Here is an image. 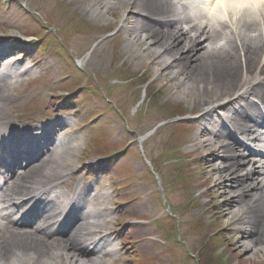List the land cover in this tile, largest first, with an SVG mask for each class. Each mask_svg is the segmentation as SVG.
Masks as SVG:
<instances>
[{
  "label": "rangeland",
  "instance_id": "374dc122",
  "mask_svg": "<svg viewBox=\"0 0 264 264\" xmlns=\"http://www.w3.org/2000/svg\"><path fill=\"white\" fill-rule=\"evenodd\" d=\"M83 3L0 0V38L12 37L19 45L23 40L20 34L37 37L36 41L27 40V47L32 41L33 49L28 51L38 66L22 80L35 77L33 84L40 88L34 96L12 98L18 107L8 110L6 117L23 123L44 120L56 96L75 112V117L62 118L72 120L63 130L64 139L81 144L69 156L48 163L54 169L45 173L59 174L75 166L82 170V163L99 158L109 161L105 182L111 181L107 186L112 188L111 196L105 204L106 213L95 218L101 228L95 237L105 241L103 236L111 233L117 246L122 243L115 264H248L245 258L250 255L241 256L239 249L228 248L217 222L204 208L207 200L203 195L196 198L206 189L196 190L208 173L200 168V159L189 154L192 136L197 133L194 126L187 122L160 126L143 142V154L139 150V136L169 116L196 114L204 108L201 101L205 96L184 99L176 89L167 88L168 80L149 74L141 60L126 61L125 52L134 45L124 48L121 37L112 33L122 11L110 10V16L96 21L81 9ZM140 49L143 53V47ZM29 65L26 61L25 67ZM27 85L15 84L14 94L25 95ZM176 134L183 139L174 151ZM66 149L61 148L59 153ZM152 161L154 170L160 173L159 180L153 175ZM93 179V175L87 177L83 187L96 186ZM72 187L68 184L64 189L70 191ZM94 203L99 206V201L93 200L90 207L95 208ZM229 221L224 219L226 224ZM247 228L245 225L242 231ZM240 238L237 235L235 240L241 245L248 242ZM258 255L254 258L263 257L259 261L264 264V255ZM111 260L106 256L99 264ZM52 262L66 264L57 259Z\"/></svg>",
  "mask_w": 264,
  "mask_h": 264
},
{
  "label": "bare ground",
  "instance_id": "6f19581e",
  "mask_svg": "<svg viewBox=\"0 0 264 264\" xmlns=\"http://www.w3.org/2000/svg\"><path fill=\"white\" fill-rule=\"evenodd\" d=\"M92 1L82 0L81 9L96 21L106 19L108 11L123 7L131 6L133 13L138 12L131 19L126 18V12H123L119 19L122 24L118 33L122 35L124 48L130 44L134 47L148 45L151 49L144 51L143 61L152 69L155 79L168 80L169 83L165 82L167 88L176 89L180 97L204 95L201 106L208 107L207 111L199 114L198 121L211 120L218 110L227 114L221 121L211 120L208 128L201 127L193 136L190 152L199 156L200 168L203 173H208L196 189L206 187L204 208L209 210L211 218L214 217L213 221L217 222L228 248L239 249L241 256L250 255L245 258L248 264H263L260 254L264 255V151L258 143L264 140V123L256 121L254 113L249 116L247 112L256 105L251 99L264 100V0H249L253 6L238 14L234 22L222 23L214 29L193 23L203 9L199 8L198 0H180L179 6H175L172 0H94L97 7L91 10ZM12 51L1 55L0 61L6 64L13 55ZM10 73L11 68L6 66L0 73V138L14 131L25 132L28 128L32 129L27 134L39 131L53 136L52 126L46 125L45 130L37 125L23 129L15 123L17 120L11 121L6 117L8 110L18 107L12 98L40 93V88L30 82L25 95L14 94L16 81L12 84L14 75ZM233 90L232 97L238 94L237 97L226 104L220 103ZM239 100L245 104L232 109L231 105ZM54 114L59 116L61 111ZM57 123L61 129L67 125L65 121L57 120ZM216 123L220 129L213 132L210 128ZM229 127L241 136V141L233 137L232 131L228 133ZM258 129L262 134H257ZM207 136L212 138L203 140ZM19 138L20 133L12 135L13 141ZM251 145L254 147L250 148ZM27 146L28 142H25V145L16 143L14 148H9L13 152L32 148ZM68 147L71 151V146ZM221 150L223 154L219 158ZM68 152L65 150L60 155L52 151L46 155L42 150L35 160L12 163L15 167L12 176L7 173L0 175V264H18L21 253L35 254V264L43 261L53 264V259L66 264H99L106 255L112 258L106 264L116 263L117 246L111 239L99 242L98 246L94 236L99 226L96 220L89 221L85 214L76 216L72 227L62 237L52 233V224L61 220L62 208L58 202L54 203V199L48 201L51 191L45 186L62 183L59 180L64 176L60 175L63 174L61 172L58 177H46L45 172L54 168L51 165L45 167L48 161L44 162L42 157L51 156L58 160ZM220 159L222 165L217 166ZM39 160V164L33 165ZM5 167L9 168V165L5 163ZM14 176L19 178L16 183L13 182ZM38 191L41 195L38 196L43 197L45 203H41L38 196L26 198ZM60 195L53 198L58 199ZM36 205H43L44 210L34 213L37 209L31 208ZM4 212H8L7 218H1ZM16 213L18 216L11 220ZM225 218L230 219L229 223L224 222ZM244 225L250 227L245 233L242 232ZM237 235L248 242L241 245L235 240ZM257 255L261 261L254 258Z\"/></svg>",
  "mask_w": 264,
  "mask_h": 264
},
{
  "label": "clouds",
  "instance_id": "9594fccd",
  "mask_svg": "<svg viewBox=\"0 0 264 264\" xmlns=\"http://www.w3.org/2000/svg\"><path fill=\"white\" fill-rule=\"evenodd\" d=\"M249 0H207L202 12L193 20V23L199 27L207 26L209 29L219 28L222 23L234 22L238 14L244 9L249 8ZM221 44L224 41H220ZM18 264H35V254H19ZM17 264V262H14ZM42 264H49L43 261Z\"/></svg>",
  "mask_w": 264,
  "mask_h": 264
}]
</instances>
